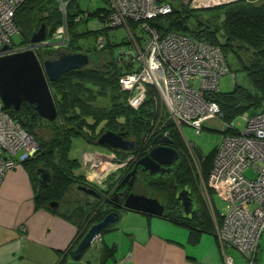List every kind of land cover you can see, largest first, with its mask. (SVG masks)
I'll return each mask as SVG.
<instances>
[{
  "label": "trees",
  "instance_id": "trees-1",
  "mask_svg": "<svg viewBox=\"0 0 264 264\" xmlns=\"http://www.w3.org/2000/svg\"><path fill=\"white\" fill-rule=\"evenodd\" d=\"M105 2L108 3V0ZM209 9L219 11L215 23L212 24L213 20L209 19L198 21V29H192L189 26L193 11L179 4L174 5L171 14L159 16L148 23L161 36L169 33H183L197 41L219 46L226 58L229 54H233L241 63L242 71L252 87L247 88L236 84L232 91H220L209 96L219 104L222 121L231 123L246 113L256 115L264 110V0L260 2L237 1ZM102 13H105L106 17L110 13L109 6L85 10L81 7L79 0H72L67 5L66 20L70 43L62 51L86 53L90 58V63L80 70H71L57 81L51 82L59 113L57 120L51 122L43 119L34 106L26 102L22 103L18 111L5 107L10 116L19 122L39 145L37 154L21 164L35 183V204L39 208L45 207L51 210L49 206L51 202L68 203L67 198L73 187L87 184L86 177L78 173L81 167L80 161L73 159L70 155L76 139H90L93 142L106 131L123 134L125 138L135 142L136 149L134 152H119L117 158L119 161H125L130 156H134L136 162L155 146L154 131L160 129V131L168 132L172 140L171 146L178 151L181 157L180 168L175 174V179L164 181L149 175L147 179H144L145 194L164 196L168 204L177 205L175 210L164 213L162 218L191 229L198 227L201 231H211L214 223L202 200L200 189L201 180L207 183L209 179L218 146L207 154L201 152L202 158H199L198 164L201 172L199 173L180 129L168 119L156 88L148 86L146 98L142 104L138 108L130 106L128 98L131 93L121 89L119 80L121 76L132 72L136 67L126 61H119V52L114 53L115 48L126 45L127 40L114 42L111 31L113 28H93L94 22H99V18L103 20ZM80 15L83 17L77 21L76 18ZM63 19L58 0H25L15 15L16 25L25 39L22 44L28 43L43 24L46 26V38L52 37L55 30L63 23ZM81 23H86L87 32L79 30ZM129 25L136 27L138 24L130 21ZM184 26H187V30H184ZM91 36L94 37V41L99 40L100 36L105 39L103 49L107 48L109 59L103 63L99 62L100 52L103 49H99L98 45L92 46L95 42L89 46L79 43L81 38L87 39ZM137 38L136 36L135 39ZM55 52L57 51L43 49L39 51V57L46 60ZM243 52L248 54L247 59H244ZM106 98H109L111 102L109 108L97 105L99 100ZM221 133L222 135L234 134L227 128ZM107 148L113 150L110 147ZM39 167H47L50 170V185L43 186L39 183L35 175V170ZM118 183L114 175L110 176L107 181L108 190H113ZM176 184L179 187H176ZM86 186L98 187L90 182ZM185 187L190 188L195 196L200 201L202 200L203 209L196 212L197 214L194 213L192 218L179 213L180 203L175 198L177 188ZM93 200L78 203L79 205L71 216L64 215L78 227V242L92 225L99 223L110 213L108 208L102 206L101 201ZM217 214L220 217L221 214L218 211Z\"/></svg>",
  "mask_w": 264,
  "mask_h": 264
},
{
  "label": "built area",
  "instance_id": "built-area-1",
  "mask_svg": "<svg viewBox=\"0 0 264 264\" xmlns=\"http://www.w3.org/2000/svg\"><path fill=\"white\" fill-rule=\"evenodd\" d=\"M24 1L0 0V57L28 50L39 57L43 49L62 51L67 48L70 35L66 10L72 0H58L64 19L52 37L38 43L14 44L12 37L20 32L15 15ZM237 1L261 0H108L110 13L106 17L102 13L103 20L99 18L93 28L129 30L128 22L138 24L136 35L140 37L136 41L129 32L130 39L118 55L119 61L136 67L119 80L121 89L131 93L130 106L138 108L146 98L147 87L154 86L160 98L163 97L161 100L164 99L169 119L180 131L188 126L200 135L206 121L222 118L219 104L209 96L220 91V78L230 72L223 50L183 33L161 36L148 22L171 14L176 4L186 8L192 4L215 8ZM104 44L105 39L100 36L98 48L103 49ZM242 117L245 120L242 131L236 128L234 121L225 123L234 134L222 136L208 179V188L227 202L225 212L220 213L222 222L220 226L216 224L215 230L225 264H237L231 249L239 253L243 264H254L264 233V110ZM37 150L35 138L10 116L0 95V188L7 173ZM194 160L198 167V160ZM103 161L98 155L84 159V163L91 165L89 174L96 171L95 176L101 174L98 168ZM248 170L253 171V178L247 175ZM207 201L215 215L218 210L212 198L208 196ZM99 239L100 235L94 242Z\"/></svg>",
  "mask_w": 264,
  "mask_h": 264
},
{
  "label": "crops",
  "instance_id": "crops-1",
  "mask_svg": "<svg viewBox=\"0 0 264 264\" xmlns=\"http://www.w3.org/2000/svg\"><path fill=\"white\" fill-rule=\"evenodd\" d=\"M35 194L24 167L7 173L0 188V264H225L216 226L201 231L131 210L77 258L78 227L64 215L80 202L49 204L50 210L36 206ZM261 259L258 254L255 264Z\"/></svg>",
  "mask_w": 264,
  "mask_h": 264
},
{
  "label": "water",
  "instance_id": "water-1",
  "mask_svg": "<svg viewBox=\"0 0 264 264\" xmlns=\"http://www.w3.org/2000/svg\"><path fill=\"white\" fill-rule=\"evenodd\" d=\"M184 30H187V26H184ZM46 33V26L43 24L33 34L30 42L38 43L44 41ZM89 63V56L82 52L57 51L43 61L32 50L0 57V95L4 106L18 111L22 103L26 102L33 105L36 112L43 119L51 122L57 120L59 113L51 82L57 81L71 70H80L89 65ZM154 142L156 146L138 162L145 171H149L151 174L159 172V168L166 164H175L180 159L178 151L171 146L172 140L169 137L159 134L154 138ZM98 144L108 146L114 150L122 149L129 152H134L136 149L134 141L127 140L123 134L113 131L103 133L98 139ZM194 149L197 156L201 159V150L197 146H194ZM135 172L136 169L127 174L123 183L133 176ZM35 175L41 185H50L51 172L49 169L39 167L36 169ZM134 180L135 178L131 180L130 184ZM79 188L95 198H101V195L93 189ZM177 198L180 199V204L186 212L184 216L190 218L192 215L190 192L184 189L178 193ZM50 206L56 209L58 203L51 202ZM123 208L156 217H161L165 210L164 205L158 199L134 193L126 196ZM118 218V213H110L102 221L92 225L75 249V257L79 258L83 251L90 248L95 238L111 223L117 221Z\"/></svg>",
  "mask_w": 264,
  "mask_h": 264
},
{
  "label": "rangeland",
  "instance_id": "rangeland-1",
  "mask_svg": "<svg viewBox=\"0 0 264 264\" xmlns=\"http://www.w3.org/2000/svg\"><path fill=\"white\" fill-rule=\"evenodd\" d=\"M79 2L81 4V7L83 9H85V10H87V9L94 10L96 8L106 7V6L108 7L109 6L108 3L105 2V0H79ZM190 9L193 11V15L189 19V26L192 29H198L199 28L198 21H206V20L209 19V20H213L212 24H214L216 19H217V17H218V13H219V11L216 10V9H209V8L199 7L197 4H192L190 6ZM127 26L129 28V30H127L124 27H117V28L111 29V31H112V39H113L114 42H120L121 40L129 41V39H130L129 32L131 33V36L133 38H135L137 36L136 35V31H138L137 27L130 26L129 22H128ZM87 27L88 26L86 25V23H81V25L79 27L80 28L79 30L87 32L88 31ZM137 37L139 38L140 35L137 36ZM93 38H94L93 36H91V37H89L87 39L81 38L79 40V43H81L83 46H89L92 42H95L94 43L95 45H92V46L98 45V40L94 41ZM12 39H13L14 44H16V45L22 44L23 41L25 40L23 35L20 32L14 34ZM135 40L137 41V39H135ZM121 47H116L114 53L117 54ZM108 54H109V52L107 51V48L105 50L103 49V51L100 52V56L101 57L99 59L100 60L99 62L103 63L106 59H109L108 58V56H109ZM242 54H243L244 59L248 58V54L247 53L243 52ZM227 59H228V62H229L230 72L227 75H225L222 78H220V91L221 92L232 91L236 84L245 86L247 88H251L252 85L249 82L246 74L242 71L241 63L238 62V60L235 58V56L233 54H229ZM154 88H156V87H154ZM156 90H157V88H156ZM157 92H158V94L160 96V92L158 90H157ZM161 97H162V95H161ZM161 99H160V101H161L160 103H161L162 107L166 111L167 110L166 105L164 107L165 103H163L164 99L163 100H161ZM99 104L101 106H103V107L109 108L111 102L109 101V98H106V99H103V100H99L97 105H99ZM167 111H166V114H167ZM221 115H222V111H221ZM244 115L248 117L250 115V113H246ZM167 116H168V119H169V114H167ZM234 123L236 125V128L239 131H242L244 129V127H245V120H244V118L242 116H240L237 119H235ZM224 129H226V127H225V122L222 121V118H220V119H210V120L206 121V123L204 125V128L202 129V133L200 135H196L195 132L192 130V128H190L188 126H183L182 127V136L185 139V141L190 142L191 144H195L196 146H198L199 149L201 150V152H203V154H207L210 151H212L216 146L219 145V143H220V141L222 139V136H223L221 131L224 130ZM159 134H162L164 136L169 137L168 132H166V131H160V129L154 131L155 137L157 135H159ZM89 148H90V145H87L84 142V140L77 139L73 143V147H72L70 155L73 158H80L81 157V153L84 150H86L83 153L84 154V156H83L84 159L90 158L91 157L90 154H93V155H98L99 159H101V158L104 159L105 160L104 164H106V162L107 163L108 162L111 163L110 158L107 156V152L103 151L101 147L99 148L100 150H94V152L91 149H89ZM190 153L193 155L194 159H198L199 160V161H197V164H199L200 159L197 156L196 152L192 149V151L190 150ZM198 172L200 173L201 169H199ZM86 174H87V172H86ZM94 174L96 175V171H94V173L91 172L90 174H87V176L89 177V179L95 180V179H97V177H99V175L95 176ZM247 175L250 178L254 177V174H253L252 170H248ZM200 190H201L200 194H201L202 200H203V202L205 204V207H206V209H207V211H208L210 216H215V218H217L216 215H218V214L215 213V215H213V211H212V209L209 206L208 201H207V197L208 196L212 198V200H213V202H214V204L216 206V209L218 210L219 213L223 214L225 212V209H226V206H227V202L223 198H221L218 195V193H216L215 191H212V189L208 188V181L206 183L203 180H201V189ZM84 195L85 194H81V196H84ZM77 197H78L77 193H73L71 191L70 194L68 195L67 201L69 203H72V202H74V200ZM220 223L221 222L218 221V224H220ZM218 226H220V225H218ZM260 243H261V246H260V250H259V255L262 256V259L258 261V264H264V233L262 235ZM231 251H232V253L235 256H239V253L236 250L231 249ZM256 257H257V255H256ZM241 258H240V260H238V262H237L238 264H242L243 263V261H242L243 258L242 259ZM255 262H256V259L254 260L253 263L255 264Z\"/></svg>",
  "mask_w": 264,
  "mask_h": 264
},
{
  "label": "flooded vegetation",
  "instance_id": "flooded-vegetation-1",
  "mask_svg": "<svg viewBox=\"0 0 264 264\" xmlns=\"http://www.w3.org/2000/svg\"><path fill=\"white\" fill-rule=\"evenodd\" d=\"M181 133H182V131H181ZM98 139H96L93 142L90 139H82V140H84V142L87 145H90L89 149H91L93 152H94V150H100L99 148L101 147L103 151L107 152V156L110 158L111 163L106 162V164H104V161H105L104 160L101 168H98V172L101 173L99 175V177H97V179H95V180L89 179L87 174H89V172H90L91 165L88 162L84 163V158H83L84 154L83 153L86 151V150H84L81 153L80 158H75V159H78L81 163V167H80V170L78 171V173H81L86 177V179H87L86 185H88V182H90V183L96 184L98 187L95 188L93 186L94 187L93 188L92 186H86V185L84 186V185L79 184V185L73 187L72 192L77 193V195H78V197L75 199V201L81 203L83 201L92 202V201H94L93 199H97V200L102 202L103 207L109 209L110 213H119V217H120V214H122L125 211L124 210L125 208H123V205H124V202H125L127 195H129L130 193L146 195L145 194L146 189H144L145 188V186H144V179L145 178L147 179L148 176L150 175V176H154L155 178L157 177V178L163 179L164 181L172 179V178L175 179V174H176L177 170L180 168L181 157L175 164H170V165L166 164V165L159 168L160 169L159 172H157L155 174H151L149 171H145L143 169V166L138 163L141 158L135 162L134 156H130L125 161H119L117 158L118 153L119 152H129V151H125L122 149H117V151H115L114 149L110 150L107 148L108 146L98 144ZM125 139L131 140L129 138H125ZM131 141H133V140H131ZM36 143H37V141H36ZM186 143L188 145V148L191 151H192V149L195 151V149H194L195 144H191L190 142H187V141H186ZM37 146H38V150H37V152H38L39 151L38 143H37ZM155 146H156V144H155ZM155 146H153L151 148V150ZM37 152L30 157L35 156L37 154ZM149 152H148V154H149ZM90 155L93 156V154H90ZM20 166H22V165H20ZM93 167L96 168V166H94V165H93ZM42 168H47V167H42ZM134 169H136L135 174L133 176H131L130 178H128V180H126L125 183H123L126 175L129 174L130 172H132ZM86 172H87V174H86ZM112 175L115 176L116 180H118L119 183L116 185V187L113 190H108L107 181H108L109 177ZM134 178H135V180L133 181L132 184H130L131 180ZM175 186L179 187L177 184ZM79 187H81V188L86 187L87 189H93L101 195V198H95V197L87 194L84 190L80 189ZM184 189H187V191L190 192V196L192 198V213H191L192 215L190 217V218H192L194 216V213L199 212L203 209V205H202L201 201L195 196L193 191H191L190 188H188V187L177 188V190L175 192V198L177 200H179V203H180V199L177 198V195H178V193L182 192ZM81 194H85V195L81 196ZM149 197H153V198L158 199L160 201V203L164 205V207H165L164 213L165 214L172 212L177 207V205L172 206V205L168 204V201L165 200L164 196L158 195V197L157 196H149ZM178 211L183 216L186 213L184 211L183 207L181 206V204L178 206ZM210 217H211L215 226H216V224H218V221L222 222V216L221 215H220V217H218V215H217L216 219H214L213 216H210ZM100 237H101V234H100Z\"/></svg>",
  "mask_w": 264,
  "mask_h": 264
}]
</instances>
